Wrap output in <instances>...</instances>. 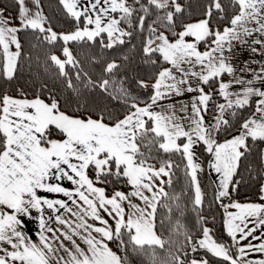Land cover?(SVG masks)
I'll return each mask as SVG.
<instances>
[{
  "label": "snow or ice",
  "instance_id": "6c2138e0",
  "mask_svg": "<svg viewBox=\"0 0 264 264\" xmlns=\"http://www.w3.org/2000/svg\"><path fill=\"white\" fill-rule=\"evenodd\" d=\"M0 264H264V0H0Z\"/></svg>",
  "mask_w": 264,
  "mask_h": 264
},
{
  "label": "trees",
  "instance_id": "16d2710c",
  "mask_svg": "<svg viewBox=\"0 0 264 264\" xmlns=\"http://www.w3.org/2000/svg\"><path fill=\"white\" fill-rule=\"evenodd\" d=\"M248 193L247 192H245V195H247Z\"/></svg>",
  "mask_w": 264,
  "mask_h": 264
}]
</instances>
